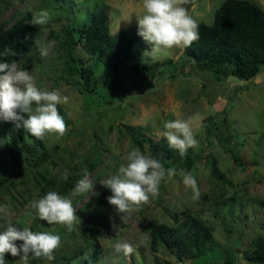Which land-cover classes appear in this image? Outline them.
<instances>
[{"label":"rangeland","instance_id":"1","mask_svg":"<svg viewBox=\"0 0 264 264\" xmlns=\"http://www.w3.org/2000/svg\"><path fill=\"white\" fill-rule=\"evenodd\" d=\"M224 1L190 0L184 7L198 23L209 24ZM248 1L264 9V0ZM98 7L107 10L110 32L138 26L136 15L144 11L143 0H0V23L6 26L27 11L32 15L42 9L49 11V23L37 25L34 45L16 65L29 71L41 90L59 89L68 96V104L60 106L71 120L63 137L46 134L50 152L46 160L35 167L21 152L22 167L7 186L0 187V205L9 208L17 229L57 234L61 245L51 261L29 254L25 262L6 253L5 264H77L93 250L98 255L94 264H185L189 259L179 260L174 249L160 242L154 232L158 223L175 224V212L182 210L210 225L219 243L191 260L192 264H232V259L233 264H261L247 261L244 254L264 238V64L250 80L230 74L219 78L211 70L197 67L185 48L174 47L155 60L151 50L141 52L115 71L103 60L91 57L78 40L76 52L87 62L95 60V77L89 84L94 90L89 93L79 75L68 70L64 30L69 22L79 26ZM41 45L48 49L47 56H41ZM163 59L171 61L158 65L152 73L139 67L145 79L131 70L133 63L151 64ZM195 114L201 120L194 128L198 145L192 148V166L179 168L171 179L162 180L159 195L134 211L127 224L121 223L120 214L108 201L99 204L94 200L105 187L102 182L115 174L120 164L126 163L127 152L137 147L125 125L136 126L143 137L158 139L167 121ZM26 134L14 126L1 143L19 149L20 142H30ZM140 149L151 156L147 141ZM1 156L13 167L7 153ZM211 157L216 159L219 174L210 170ZM84 158L99 162L87 173L92 191L73 196L75 185L66 195L76 208L78 223L69 230L63 224L38 221L32 202L40 176H64ZM189 172L197 180L199 201H193L192 190L182 182L183 174ZM5 227V218L0 217V231ZM146 234L151 240L141 243ZM119 239L133 245L131 256L115 251Z\"/></svg>","mask_w":264,"mask_h":264},{"label":"trees","instance_id":"2","mask_svg":"<svg viewBox=\"0 0 264 264\" xmlns=\"http://www.w3.org/2000/svg\"><path fill=\"white\" fill-rule=\"evenodd\" d=\"M32 16L31 12L27 11L13 24L6 26L0 23V62L16 63L32 48L38 35V26L30 23ZM198 24L199 40L184 49V52L194 59L197 67L209 69L219 78L230 74L250 80L258 73L264 64V9L248 0H225L215 11L211 23L199 22ZM64 33L67 38L68 59H70L68 70L72 74L79 75L82 87L89 93L94 90V87L92 88L89 84L94 81L95 60L87 62L76 52L78 40H82L83 48L89 52L91 57L103 60L109 68L115 71L120 64L141 52L151 50L152 47L138 35V26L110 32L109 16L106 8L103 7L94 10L79 26L69 22ZM169 61L171 60L163 59L151 64L133 63L131 70L133 74L145 79L146 75L141 74L140 66L152 73L158 65ZM57 107L68 125L71 122L70 118L62 111L60 105ZM14 126L13 122L0 120V187L7 186L17 169L22 167L19 158L21 152L28 158L29 162L27 163L35 165V167L50 156L45 140L31 136L22 126L21 128L30 138V142L26 140L20 142L19 149L10 147L8 142L1 143ZM125 127L137 147L142 148L143 142L147 141L151 156L159 160L165 169L175 168L178 171L179 168L188 169L192 166L194 161L192 148H189L187 153L181 157L178 150L169 147L163 136L158 139L143 137L136 126L128 124ZM1 153L9 155L13 167L6 163ZM233 156L237 159L235 154ZM97 162H99L97 158L94 160L84 158L76 162L64 176L41 175L36 183L37 192L33 201L43 198L51 191L66 196L77 181L85 176L84 170L86 169L87 173L90 172L98 164ZM210 162L212 174H219L216 159L211 157ZM110 192V189L106 187L101 188L94 200L103 204L107 201ZM261 202L264 205V200ZM175 214V224L168 226L158 223L154 232L160 242L170 249H174L179 260L187 258L190 262L185 264H192L191 260H195L207 250L219 245L212 227L206 224L202 218L194 216L186 210L175 212ZM35 216L38 221H41L37 212ZM97 257V251L93 250L77 264H94ZM244 259L249 262L264 263V238L258 241L252 251L244 254ZM60 264H65V262Z\"/></svg>","mask_w":264,"mask_h":264},{"label":"clouds","instance_id":"3","mask_svg":"<svg viewBox=\"0 0 264 264\" xmlns=\"http://www.w3.org/2000/svg\"><path fill=\"white\" fill-rule=\"evenodd\" d=\"M190 0H143V13L136 15L138 35L151 44L149 52L153 60L158 59L165 51L172 48L184 49L199 40V24L184 5ZM51 15L48 10L33 13L30 23L46 25ZM42 57L48 55V49L39 46ZM7 54V53H6ZM69 97L62 95L59 89L41 90L37 87L35 77L27 70L19 69L16 63L0 62V120L13 122L16 128L21 126L31 136L43 140L46 134L63 137L67 125L58 111V105H66ZM199 114L187 119L177 118L164 124L163 137L170 148L179 151L183 157L189 148H196L194 128L200 125ZM117 172L110 175L102 184L110 189L107 197L114 206L121 223L127 224L134 211L149 204L152 198L159 195V186L166 177L171 179L177 174L175 168H167L154 157L142 153L139 147H132L124 157ZM85 176L77 181L72 195L92 191L93 183ZM183 184L192 190L193 201H199L201 192L196 178L189 172L183 174ZM32 208L36 210L41 221L48 224H63L72 230L78 223L76 208L72 200L55 191L48 192L43 198L34 200ZM12 213L6 205H0V217L5 218L6 227L0 231V264H5V254L19 256L25 262L29 254L36 258L54 259V251L61 245V238L49 232H34L28 227L17 229L11 220ZM151 240L149 235L141 243ZM16 241H22L17 245ZM116 252L131 256L133 245L127 240L119 239L114 244Z\"/></svg>","mask_w":264,"mask_h":264},{"label":"crops","instance_id":"4","mask_svg":"<svg viewBox=\"0 0 264 264\" xmlns=\"http://www.w3.org/2000/svg\"><path fill=\"white\" fill-rule=\"evenodd\" d=\"M232 264H233V261H232ZM262 264V263H261Z\"/></svg>","mask_w":264,"mask_h":264}]
</instances>
